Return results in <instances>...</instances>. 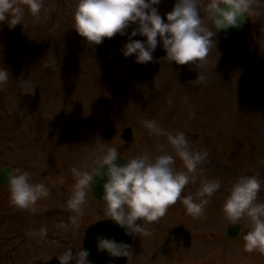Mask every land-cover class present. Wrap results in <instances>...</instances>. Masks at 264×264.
<instances>
[{
  "label": "rangeland",
  "instance_id": "1",
  "mask_svg": "<svg viewBox=\"0 0 264 264\" xmlns=\"http://www.w3.org/2000/svg\"><path fill=\"white\" fill-rule=\"evenodd\" d=\"M76 2L42 0L38 15L24 5L22 23L12 28L0 23V67L9 71L7 83L0 86V166L22 165L21 171H28L35 183L40 168L49 165L48 178L60 182L31 209L14 205L9 186H0V264H60L58 257L67 249L79 253L87 228L108 216L91 184L81 213L69 207L76 182L73 167L91 171L102 149L109 147L126 159L142 153L154 157L163 148L175 156L176 169L186 171L168 141V134L177 132L185 133L193 149L206 150L208 158L189 173L192 180L181 199L163 217L152 223L137 220L150 234H133L125 264H264V253L244 247L251 220L242 218L241 235L230 238L227 227L232 222L222 207L241 175L261 181L257 199L264 202V41L258 36L264 34V23L257 2L251 0L241 35L227 39L217 31L208 56L186 64L166 59L159 36L153 60L143 64L134 54H122L127 34L90 44L73 27ZM198 2L205 26L215 31L207 12L209 0ZM175 3L161 0L155 5L165 22ZM135 27L131 23L126 32ZM132 39L146 41V36ZM38 120L44 122L43 130H37ZM144 121H155L159 134ZM70 122L80 126L81 137L71 147L69 164L51 162V154L47 160L32 143L35 131L50 137ZM109 123L118 133L108 141L102 131ZM126 127L133 129L128 146L121 136ZM54 147L59 156L63 147ZM56 168L62 169L59 174ZM207 180H220L221 188L200 216H192L182 198L194 195ZM42 228L47 230L44 237L37 234Z\"/></svg>",
  "mask_w": 264,
  "mask_h": 264
},
{
  "label": "clouds",
  "instance_id": "2",
  "mask_svg": "<svg viewBox=\"0 0 264 264\" xmlns=\"http://www.w3.org/2000/svg\"><path fill=\"white\" fill-rule=\"evenodd\" d=\"M161 0H77L73 14L74 28L91 44H100L105 37L115 34L128 35L129 40L121 52L125 57L133 56L137 63L153 60V53L158 45V36L166 50V59L178 64L203 61L214 43L217 30L239 27L243 14L249 12L251 0H209L208 17L215 25V31L205 26L204 17L198 0H176L172 11L166 13L167 22L162 18L155 5ZM24 5L32 14L38 15L42 9V0H0V23L7 22L9 27L22 23ZM223 5V6H222ZM226 6V7H224ZM131 23L137 24L131 33L126 29ZM146 36V41L132 39L137 35ZM9 71L0 67V86L7 83ZM202 80L203 77H198ZM194 115V113L192 114ZM153 134H159L155 121H144ZM168 141L175 150L176 156L183 161L186 171L176 169V158L160 148V154L154 157L142 153L127 159L124 164L118 163V149H102V156L96 161L91 171L73 167L75 176L72 197L69 207L81 213V207L87 198L89 185L101 183L103 200L107 207V216L117 225L124 228L127 234L148 236L149 230L138 219L148 223L156 222L163 217L170 205L181 199V193L190 183L189 173L208 158V152L193 149L184 132L168 134ZM106 166V167H105ZM9 186L10 199L22 209H31L42 197H47L49 189L43 183H33L28 171L10 168L5 171ZM106 178V179H105ZM262 187L256 176L241 175L232 184L223 204L225 218L237 224L248 217L252 227L245 234V250L264 253V202L258 201ZM221 188L220 180H207L193 195L182 198L188 214L198 217L209 199ZM39 236L44 237L47 230L42 228ZM97 250L107 251L109 256L129 257L131 246L123 241L95 234ZM89 250L82 248L79 253L67 249L59 256L60 264H89Z\"/></svg>",
  "mask_w": 264,
  "mask_h": 264
},
{
  "label": "water",
  "instance_id": "3",
  "mask_svg": "<svg viewBox=\"0 0 264 264\" xmlns=\"http://www.w3.org/2000/svg\"><path fill=\"white\" fill-rule=\"evenodd\" d=\"M223 6V5H222ZM226 7V6H224ZM247 23V13L243 14V22L240 24L239 27H229L228 29H219L218 31L222 36L227 38H233L240 34L243 31ZM214 24V23H213ZM215 26V25H214ZM123 137L130 141L132 140V128H126L124 130ZM79 130L77 125L72 124L64 129L63 131V138L68 142L76 141L79 136ZM106 137L112 138L116 135V127L112 124L106 126L105 130L103 131ZM127 160L123 157L118 156V163L124 164ZM106 167V166H105ZM10 166L0 168V184L6 185L7 178L5 176V171L10 170ZM106 179V178H105ZM103 187L101 183H94V194L101 200L103 195ZM103 201V200H102ZM241 224H230L227 230V234L230 237H237L241 234ZM101 233L104 236L114 238L117 241H123L128 243L132 249V234H127L124 228L117 225L112 219H105L101 220L95 224H93L86 233L84 239V248L89 250L90 255L87 257L89 262L93 264H125L128 257H117L113 258L109 256L107 251L100 252L97 250V242L95 239V234Z\"/></svg>",
  "mask_w": 264,
  "mask_h": 264
},
{
  "label": "flooded vegetation",
  "instance_id": "4",
  "mask_svg": "<svg viewBox=\"0 0 264 264\" xmlns=\"http://www.w3.org/2000/svg\"><path fill=\"white\" fill-rule=\"evenodd\" d=\"M252 1H254V0H252ZM255 2H257V4L259 5L258 6L259 9H260L259 11H260V13L263 16V23H264V0H255ZM258 36H261L260 38H262L263 41H264V38H263L264 37V34H259ZM263 46H264V43H263ZM71 123L72 122H70L69 124H71ZM43 124H44V122L42 120H38V122L35 124L37 130L38 129L39 130H43L42 129ZM38 125H39V127H38ZM62 130L61 131L59 130V131L54 132L55 134L54 135H51L50 137H41L38 132H42V131H38V132L35 131V135H34V138L32 139V143L37 144L40 147V149L42 150L43 155H45L46 157L47 156H50V154L53 155V158H50L51 159V162L56 161V160H59V162L61 164L67 163V162L69 164V161L72 159L71 147H72V145L74 143H69V142L67 143L66 141H64L62 139V135H61ZM79 140H80V138H79ZM54 145H58L60 147H63V151H62L61 154H59V156L56 155V148L54 147ZM47 160H48V157H47ZM6 165H10V164H6ZM6 165H4V166H6ZM12 166H16V165H12ZM21 166L22 165H18V167H19L20 170H21ZM40 169L43 170L42 172L39 173V176L42 179L41 178L39 180L38 179L37 180L35 179L36 180L35 183H43V184H45L46 187L49 189V193L51 191H55L57 189L58 185H60V182H58L57 179L48 178V177L52 176L51 175V173H52L51 172V168L49 167V165L46 168L42 167ZM61 170H62L61 168H56L55 174H59L61 172Z\"/></svg>",
  "mask_w": 264,
  "mask_h": 264
}]
</instances>
